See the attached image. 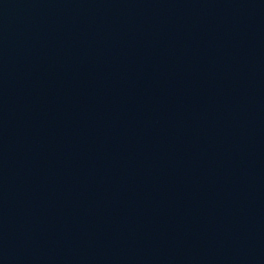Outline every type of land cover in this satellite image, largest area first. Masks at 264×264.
<instances>
[{
	"label": "water",
	"instance_id": "water-1",
	"mask_svg": "<svg viewBox=\"0 0 264 264\" xmlns=\"http://www.w3.org/2000/svg\"><path fill=\"white\" fill-rule=\"evenodd\" d=\"M0 264H264V0H0Z\"/></svg>",
	"mask_w": 264,
	"mask_h": 264
}]
</instances>
